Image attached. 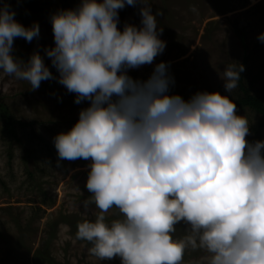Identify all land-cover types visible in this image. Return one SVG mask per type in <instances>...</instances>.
Segmentation results:
<instances>
[{
	"label": "clouds",
	"instance_id": "1",
	"mask_svg": "<svg viewBox=\"0 0 264 264\" xmlns=\"http://www.w3.org/2000/svg\"><path fill=\"white\" fill-rule=\"evenodd\" d=\"M140 3V27L118 28V10ZM54 47L25 62L13 55L15 38L31 42L39 25L24 26L0 4V71L31 90L57 79L75 103L88 101L77 122L53 137L59 160L90 161L83 201L94 219L77 224L89 253L121 264H181L189 247L205 250L208 264H264V140L249 142V121L228 95L170 94L168 64L146 80L129 69L152 64L166 42L145 0H80L50 17ZM257 39L264 43V33ZM242 64L224 68V89L238 87ZM117 209L119 218L105 213ZM189 227L175 239L176 225Z\"/></svg>",
	"mask_w": 264,
	"mask_h": 264
},
{
	"label": "rangeland",
	"instance_id": "2",
	"mask_svg": "<svg viewBox=\"0 0 264 264\" xmlns=\"http://www.w3.org/2000/svg\"><path fill=\"white\" fill-rule=\"evenodd\" d=\"M15 11V19L26 27L39 25V36L31 42L15 38L13 55L27 61L39 52L54 77L58 72L46 56L54 47L50 17L60 9L75 8L80 0H0ZM34 4V6L32 4ZM156 15L164 51L152 64L129 69L133 79L146 80L156 64H168L174 78L170 94L185 100L198 91L219 92L234 100L242 95L237 87L224 89V68L244 66V82L251 93L264 100V0H145ZM126 5L118 10V28L140 27V8ZM27 81L0 71V94L9 114L18 122L15 138L0 118V264H121L120 258L101 261L89 253L90 243L76 238L77 224L94 219L99 209L83 201L91 195L86 188L90 161L59 160L53 137L68 131L88 101L75 103L57 79L41 81L35 91ZM264 102V101H263ZM249 121V142L264 140V116L250 107L237 110ZM50 143L51 148L47 147ZM106 219L119 218L117 209ZM175 239L189 227L178 223ZM209 254L189 247L181 264H208Z\"/></svg>",
	"mask_w": 264,
	"mask_h": 264
},
{
	"label": "trees",
	"instance_id": "3",
	"mask_svg": "<svg viewBox=\"0 0 264 264\" xmlns=\"http://www.w3.org/2000/svg\"><path fill=\"white\" fill-rule=\"evenodd\" d=\"M4 1V0H2ZM32 4V3H30ZM34 6V4H32ZM241 79L238 82V88L241 91L242 95L233 100L236 104L237 110L243 109L245 107H250L254 109L256 112L260 113L264 116V100L262 98L255 96L251 93L250 89L246 86L244 82V73H240ZM9 107L2 100L0 94V118L4 119L7 122V129L10 133V136L15 138L18 132V122L13 118L11 114H9ZM77 121H73L76 123ZM47 147L51 148L50 143H47Z\"/></svg>",
	"mask_w": 264,
	"mask_h": 264
}]
</instances>
